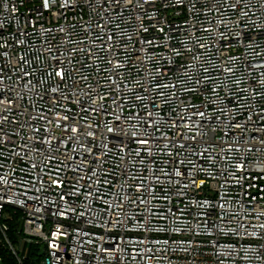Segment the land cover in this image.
Wrapping results in <instances>:
<instances>
[{"label": "built area", "instance_id": "built-area-1", "mask_svg": "<svg viewBox=\"0 0 264 264\" xmlns=\"http://www.w3.org/2000/svg\"><path fill=\"white\" fill-rule=\"evenodd\" d=\"M0 233L18 264H264V0H0Z\"/></svg>", "mask_w": 264, "mask_h": 264}, {"label": "trees", "instance_id": "trees-1", "mask_svg": "<svg viewBox=\"0 0 264 264\" xmlns=\"http://www.w3.org/2000/svg\"><path fill=\"white\" fill-rule=\"evenodd\" d=\"M18 216V213H15L12 219L5 220L6 224L8 225V229L5 233L12 245H18L22 235ZM21 254L25 256L24 264H38L41 259V256H39V248L35 244L24 243ZM0 259V264H18L14 255L6 246L1 233Z\"/></svg>", "mask_w": 264, "mask_h": 264}]
</instances>
